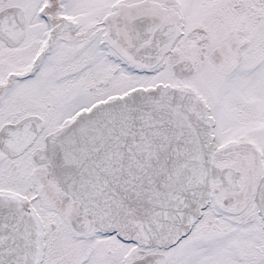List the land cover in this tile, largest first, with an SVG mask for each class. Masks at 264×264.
<instances>
[{
  "label": "snow or ice",
  "instance_id": "1",
  "mask_svg": "<svg viewBox=\"0 0 264 264\" xmlns=\"http://www.w3.org/2000/svg\"><path fill=\"white\" fill-rule=\"evenodd\" d=\"M0 264H264V0H0Z\"/></svg>",
  "mask_w": 264,
  "mask_h": 264
}]
</instances>
